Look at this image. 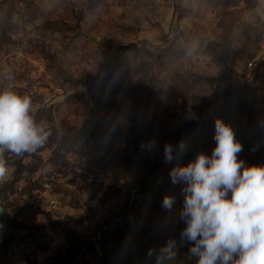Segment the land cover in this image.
<instances>
[{
    "label": "rangeland",
    "instance_id": "rangeland-1",
    "mask_svg": "<svg viewBox=\"0 0 264 264\" xmlns=\"http://www.w3.org/2000/svg\"><path fill=\"white\" fill-rule=\"evenodd\" d=\"M3 89L29 97L49 135L4 153L0 264H155L170 239L174 264H194L169 173L211 154L216 119L240 159L264 164V2L0 0Z\"/></svg>",
    "mask_w": 264,
    "mask_h": 264
},
{
    "label": "clouds",
    "instance_id": "clouds-1",
    "mask_svg": "<svg viewBox=\"0 0 264 264\" xmlns=\"http://www.w3.org/2000/svg\"><path fill=\"white\" fill-rule=\"evenodd\" d=\"M32 102L11 89L0 90V184L14 168L4 153H34L49 133L34 121ZM189 119H196L194 113ZM215 145L209 155L198 152L186 165L170 170L173 184H181L180 240L188 244L186 257L194 264H264V164H246L239 154L243 145L231 125L214 122ZM156 146L155 140L147 145ZM186 149L184 142L179 145ZM165 163L174 155L171 144L163 149ZM176 198L165 195L162 207L171 211ZM153 255V250L148 252ZM177 242L168 240L156 254L155 264H174Z\"/></svg>",
    "mask_w": 264,
    "mask_h": 264
},
{
    "label": "water",
    "instance_id": "water-1",
    "mask_svg": "<svg viewBox=\"0 0 264 264\" xmlns=\"http://www.w3.org/2000/svg\"><path fill=\"white\" fill-rule=\"evenodd\" d=\"M137 48H138V44L136 42H130L128 44H122L119 46L121 52L134 51Z\"/></svg>",
    "mask_w": 264,
    "mask_h": 264
},
{
    "label": "crops",
    "instance_id": "crops-1",
    "mask_svg": "<svg viewBox=\"0 0 264 264\" xmlns=\"http://www.w3.org/2000/svg\"><path fill=\"white\" fill-rule=\"evenodd\" d=\"M262 2H264V0H261Z\"/></svg>",
    "mask_w": 264,
    "mask_h": 264
}]
</instances>
